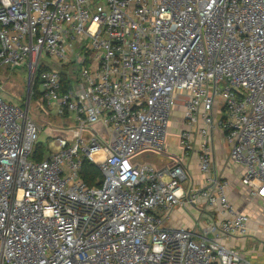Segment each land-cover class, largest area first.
Masks as SVG:
<instances>
[{"label":"built area","instance_id":"2783aa9c","mask_svg":"<svg viewBox=\"0 0 264 264\" xmlns=\"http://www.w3.org/2000/svg\"><path fill=\"white\" fill-rule=\"evenodd\" d=\"M6 69L74 124L49 128L54 150L32 161L40 130L0 97V264H253L235 249L255 231L211 170V138L264 202V0H0ZM175 106L180 157L165 145ZM196 138L203 186L188 189ZM84 162L99 185L82 181ZM190 206L203 209L191 228L167 224Z\"/></svg>","mask_w":264,"mask_h":264},{"label":"rangeland","instance_id":"374dc122","mask_svg":"<svg viewBox=\"0 0 264 264\" xmlns=\"http://www.w3.org/2000/svg\"><path fill=\"white\" fill-rule=\"evenodd\" d=\"M43 63V61H41ZM47 67L52 71H57L58 73H65L71 79L72 84L79 81L81 77V65L80 64H69L65 67H55L52 64L45 63ZM4 75H0V81L2 86V91L0 92V97L9 105L14 107H20L24 110L27 104L28 117L40 130L37 134V140L35 146L37 145L42 149L43 153L48 155L49 151L54 150V146L51 143V139L56 135L55 130L52 133H48L49 128L54 129L56 127H64L67 125H72L73 120L67 117H57L48 114L46 111H42L36 99L28 94L30 87L27 83L28 73L25 69H6L3 72ZM1 74V73H0ZM183 113L179 106H175L170 114V123L168 127V134L165 139L166 151L170 155L177 157L182 156V150L177 146L178 134L182 128ZM94 127L98 128L100 125L95 123ZM147 154H142L138 156V162H146ZM162 158H158V161H151L156 166L162 164ZM196 210L203 211L201 207H197ZM252 226H255L254 235L250 238H246L244 241L238 242V250L244 258L253 264H264V253L261 248L264 249V204L258 203L255 207V211L251 216ZM200 225H204V220H200ZM253 234V233H252Z\"/></svg>","mask_w":264,"mask_h":264},{"label":"crops","instance_id":"0c3cea01","mask_svg":"<svg viewBox=\"0 0 264 264\" xmlns=\"http://www.w3.org/2000/svg\"><path fill=\"white\" fill-rule=\"evenodd\" d=\"M211 143L213 145L211 170L217 175H222L229 182V189L227 192L228 199L238 212L244 213L250 217L255 211L258 203L264 204L257 199H249L247 190L240 183L241 168L231 164L228 161V148L221 140L217 132L212 134ZM199 138L195 139V147L184 159L189 180L185 185L186 188L200 189L203 186V177L198 170V146ZM147 161H158V157L146 156ZM160 167L169 166L171 162L163 160ZM154 164V163H153ZM159 167V166H158ZM202 211L196 210L192 206L187 209L177 208L173 210L167 220V224L172 228H191L193 220L199 217ZM249 231L254 232L255 226L250 224Z\"/></svg>","mask_w":264,"mask_h":264},{"label":"trees","instance_id":"16d2710c","mask_svg":"<svg viewBox=\"0 0 264 264\" xmlns=\"http://www.w3.org/2000/svg\"><path fill=\"white\" fill-rule=\"evenodd\" d=\"M36 90H37V83L35 82L34 86H33V92H34L33 97L36 99V103H38L39 107H41V110L48 112L47 110L43 109L45 107L44 105L39 104L38 94H37ZM20 107L22 108V105ZM43 154L44 153H43L42 149L36 145V146H34L33 153L31 155L30 159L32 161H40L43 159ZM80 177H81L82 181L87 186H90V187L94 186V185H99V183L101 182V176H100L99 172L97 171V169L94 166H92L88 162H84L82 164V168L80 171Z\"/></svg>","mask_w":264,"mask_h":264},{"label":"water","instance_id":"95a60500","mask_svg":"<svg viewBox=\"0 0 264 264\" xmlns=\"http://www.w3.org/2000/svg\"><path fill=\"white\" fill-rule=\"evenodd\" d=\"M28 92H29V90H28ZM27 111H28V109H27V104H26V107L24 109V113H27Z\"/></svg>","mask_w":264,"mask_h":264}]
</instances>
